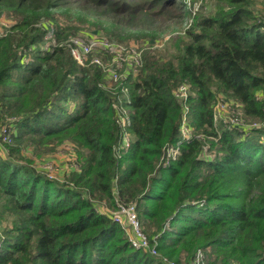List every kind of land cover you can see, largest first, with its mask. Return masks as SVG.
Returning a JSON list of instances; mask_svg holds the SVG:
<instances>
[{"label": "trees", "instance_id": "trees-1", "mask_svg": "<svg viewBox=\"0 0 264 264\" xmlns=\"http://www.w3.org/2000/svg\"><path fill=\"white\" fill-rule=\"evenodd\" d=\"M256 3L0 0L8 22L0 134L9 139L0 144V264H264V19ZM51 30L55 45L45 50ZM96 36L136 46V75L112 81L89 60L78 64L72 40ZM180 86L185 99L175 96ZM220 101L238 124L215 119ZM121 119L127 149L118 146ZM65 141L78 148L65 181L22 160L26 148L41 154ZM121 205L135 207L155 254L134 248L130 229L113 221L109 211Z\"/></svg>", "mask_w": 264, "mask_h": 264}, {"label": "built area", "instance_id": "built-area-1", "mask_svg": "<svg viewBox=\"0 0 264 264\" xmlns=\"http://www.w3.org/2000/svg\"><path fill=\"white\" fill-rule=\"evenodd\" d=\"M53 30H51L47 36L46 41L42 45L43 49H48L50 46L55 45V41L52 38ZM52 38V40H51ZM93 51L98 52V56L89 59L90 54ZM70 53L76 62L80 65H84L88 60L90 63L96 64L101 67L102 71L107 73L108 77L112 81H116L119 78H126L128 71H131L132 76L136 75L137 67L140 64V52L136 46H123L121 44H115L105 36H96L89 39L87 42H83L80 39H73L70 47ZM125 90V89H124ZM175 96L179 99H185L187 97V86H180L176 90ZM228 104L224 102H218L214 106V117L216 120L229 121L231 124H238V118L229 113ZM121 139L118 144L119 149L129 148L131 136L126 132L125 121L121 119ZM179 134L182 140H187L191 137V130L187 126V119L184 116L180 125ZM0 134L2 142L9 141L8 137ZM180 142L176 145L169 146L166 155L162 158L163 164H168L169 160L176 159L180 154ZM113 221L123 226H127L130 229L129 241L136 249H149L152 254L156 251L154 247H149L146 236L141 232L140 224L136 216L135 207L133 205L120 206L116 213H111ZM200 256V254H199Z\"/></svg>", "mask_w": 264, "mask_h": 264}, {"label": "rangeland", "instance_id": "rangeland-1", "mask_svg": "<svg viewBox=\"0 0 264 264\" xmlns=\"http://www.w3.org/2000/svg\"><path fill=\"white\" fill-rule=\"evenodd\" d=\"M188 1V0H186ZM198 3V2H197ZM197 8V6H196ZM255 12L257 15L261 16L264 19V4L257 0V3L254 6ZM8 25L7 20H5V17L2 18L0 14V32ZM99 34V33H98ZM169 36L166 35L165 39ZM48 41V40H46ZM160 43H157L158 50H164L163 41L159 40ZM129 43H136V41L131 40ZM138 45V44H137ZM9 141H6L4 143H8ZM0 140V144H4ZM33 147L26 148L25 150L21 151V156L23 157L24 162H29L31 166H33L36 170L43 172L51 179L54 180H60L65 181L72 170L74 168H77L76 162L77 159V146L69 141H65L62 144L56 145V147L53 149H48L45 152H42L41 154H36L35 150L32 149ZM3 150V149H2ZM2 150L0 151V156L2 155ZM104 210L107 211L106 206H102ZM116 213V211H109ZM3 226V224H0V229Z\"/></svg>", "mask_w": 264, "mask_h": 264}]
</instances>
